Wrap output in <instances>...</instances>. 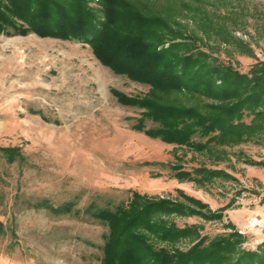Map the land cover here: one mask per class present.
Returning a JSON list of instances; mask_svg holds the SVG:
<instances>
[{
    "label": "rangeland",
    "instance_id": "1",
    "mask_svg": "<svg viewBox=\"0 0 264 264\" xmlns=\"http://www.w3.org/2000/svg\"><path fill=\"white\" fill-rule=\"evenodd\" d=\"M133 1L174 29L202 37L200 49L243 72L264 61V0ZM90 3L101 8L99 0ZM149 89L104 65L88 43L0 33V146L22 154L10 162L0 151V264H102L108 227L84 212L36 207L44 199L84 209L127 200L133 190L184 200L177 191L182 189L213 210L232 202L222 219L166 216L179 226L203 225L205 243L232 232L230 224L244 212L260 209L254 215L264 218V166L250 163L264 160V134L204 151L149 137L132 128L142 109L114 94ZM174 165L221 169L230 176L200 184L177 178ZM248 221L234 224L235 230L244 231L243 248L257 249L264 232L247 227Z\"/></svg>",
    "mask_w": 264,
    "mask_h": 264
},
{
    "label": "trees",
    "instance_id": "2",
    "mask_svg": "<svg viewBox=\"0 0 264 264\" xmlns=\"http://www.w3.org/2000/svg\"><path fill=\"white\" fill-rule=\"evenodd\" d=\"M90 1L0 0V33H36L88 43L114 72L148 84L144 94L128 96L118 90L114 94L121 103L142 109L132 128L149 137L198 151L262 137L264 61L243 72L200 49L197 41L202 37L174 29L139 1L99 0L101 8ZM0 151L10 162L22 157L12 147L0 146ZM250 163L264 166V160ZM173 168L180 180L200 184L230 176L207 167ZM177 191L184 200L133 190L129 199L104 206L91 203L81 209L74 202L54 205L44 199L36 207L56 214L84 212L107 226L102 264H264V241L257 249L243 248L246 236L234 224L232 232L205 243L203 225L179 226L166 218L179 214L222 219L232 203L213 210L203 200ZM182 240L192 245L181 249L177 244Z\"/></svg>",
    "mask_w": 264,
    "mask_h": 264
},
{
    "label": "built area",
    "instance_id": "3",
    "mask_svg": "<svg viewBox=\"0 0 264 264\" xmlns=\"http://www.w3.org/2000/svg\"><path fill=\"white\" fill-rule=\"evenodd\" d=\"M250 229H256L260 230L261 232H264V219L260 215H253L249 221L248 226ZM241 233H244V231L239 230Z\"/></svg>",
    "mask_w": 264,
    "mask_h": 264
},
{
    "label": "crops",
    "instance_id": "4",
    "mask_svg": "<svg viewBox=\"0 0 264 264\" xmlns=\"http://www.w3.org/2000/svg\"><path fill=\"white\" fill-rule=\"evenodd\" d=\"M247 215H246V212L243 213V215L245 214L246 216H243V215H240L239 217V222H235L234 221V224L238 225V226H245L247 224V221L256 213H263L262 210L260 209H254V210H251L250 212L247 211ZM264 219V218H263Z\"/></svg>",
    "mask_w": 264,
    "mask_h": 264
}]
</instances>
